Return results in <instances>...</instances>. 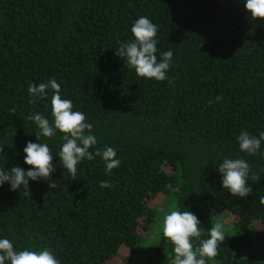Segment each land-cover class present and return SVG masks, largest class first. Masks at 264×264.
<instances>
[{"label": "trees", "instance_id": "1", "mask_svg": "<svg viewBox=\"0 0 264 264\" xmlns=\"http://www.w3.org/2000/svg\"><path fill=\"white\" fill-rule=\"evenodd\" d=\"M245 3L0 0V168L30 169L27 142L46 143L56 185L30 179L28 189L0 186V239L17 251L48 249L60 264H115L123 247L132 256L117 264H172L174 245L163 222L155 226L161 216L196 215L198 247L210 238L214 217L229 212L232 232L206 264H264V251L247 247L260 244L254 223L264 227V141L254 155L238 142L242 131L257 138L264 131V20L252 19ZM141 16L157 26L158 61L173 52L164 81L137 76L115 53L134 39L131 27ZM50 78L93 125L90 151H116L121 163L110 174L95 156L77 165L73 180L58 155L63 133L38 141L29 117L41 114L54 126V91L33 104L28 88ZM225 158L250 165L247 197L223 188L217 168ZM163 194L170 198L160 215L152 201Z\"/></svg>", "mask_w": 264, "mask_h": 264}, {"label": "clouds", "instance_id": "2", "mask_svg": "<svg viewBox=\"0 0 264 264\" xmlns=\"http://www.w3.org/2000/svg\"><path fill=\"white\" fill-rule=\"evenodd\" d=\"M245 8L251 14L252 19L264 20V0H246ZM134 39L128 43H122L115 50L117 56L127 59L129 67L133 68L137 76L147 79L164 81L166 73L170 69L173 52L168 50L162 53L158 61L157 52V26L147 17L141 16L131 27ZM46 89H52L51 114L54 117V126L41 114L30 116L40 129L36 133L37 139L41 136L51 138L56 135V130L63 133L61 139L64 141L59 151V158L63 166L71 174L73 180L76 178L77 165L84 159L93 160L100 156L105 162L106 174L121 163L117 159V153L112 147L104 149L96 148L95 153L90 149L95 147L97 139L91 134L93 125L86 122V116L80 111H73L70 99H62L60 85L54 78L47 83L39 85L31 84L28 93L32 97L29 103H35L36 98L44 99ZM218 102L221 97H216ZM211 103V101H209ZM87 133V134H86ZM264 141V131L260 132L259 138L242 131L238 136L239 147L242 152L257 154L260 152L261 143ZM3 149L0 148V151ZM26 153L24 162L31 166L25 170L20 166L12 167L11 171L0 168V186L8 182L11 190L24 186L28 189L29 180H49L55 171L53 155L46 143L28 141L23 149ZM264 155V153H261ZM222 174V185L232 196L247 197L252 189L248 186L250 165L244 159L225 158L217 168ZM253 182L259 180L256 174L251 175ZM109 181H101L100 187H111ZM55 181H50L49 188H55ZM264 204V197L260 199ZM200 221L190 211L172 210L163 219V236L174 245V258L172 264H206V259L214 260L219 254L218 249L225 239L224 225L215 222L209 229V237L194 247L193 239L200 240L202 230ZM60 264V261L48 249L41 251L14 249L13 243L7 239H0V264Z\"/></svg>", "mask_w": 264, "mask_h": 264}, {"label": "rangeland", "instance_id": "3", "mask_svg": "<svg viewBox=\"0 0 264 264\" xmlns=\"http://www.w3.org/2000/svg\"><path fill=\"white\" fill-rule=\"evenodd\" d=\"M169 194H163L160 195L158 197H156L153 201L152 204H155L156 206H158V210H159V214L163 215L164 210H165V206L167 204V201L169 200ZM164 215L161 216V218L158 219V221L156 222L155 226L158 227L161 225V223L163 222L164 219ZM235 220V216H233L231 213L229 212H223L220 214H217L214 217V223L215 222H221L224 225V229L223 231L225 232V234H230L232 232V222ZM254 230H256V235L257 238L259 239L260 244L259 245H247V247L250 248H254L256 249V251H258L259 249H262L264 251V227L262 226V224L260 222H255L254 223ZM151 236V235H150ZM153 236V235H152ZM132 256V252L131 250H129V248L127 247H123L120 250V256L118 257V259L116 260L115 264H117L119 261H121V259L123 257H130Z\"/></svg>", "mask_w": 264, "mask_h": 264}]
</instances>
